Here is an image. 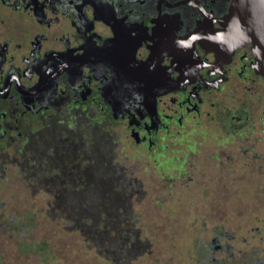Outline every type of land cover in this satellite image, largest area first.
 Instances as JSON below:
<instances>
[{
	"label": "flooded vegetation",
	"instance_id": "af4514ba",
	"mask_svg": "<svg viewBox=\"0 0 264 264\" xmlns=\"http://www.w3.org/2000/svg\"><path fill=\"white\" fill-rule=\"evenodd\" d=\"M231 3L0 0V177L17 167L74 209L106 178L133 199L142 182L117 161L120 142L155 178L161 165L206 178L216 162L263 174L264 57L230 36Z\"/></svg>",
	"mask_w": 264,
	"mask_h": 264
},
{
	"label": "rangeland",
	"instance_id": "374dc122",
	"mask_svg": "<svg viewBox=\"0 0 264 264\" xmlns=\"http://www.w3.org/2000/svg\"><path fill=\"white\" fill-rule=\"evenodd\" d=\"M128 147L120 142L117 161L142 182L131 200L141 244L129 264H264L262 163L217 173L216 162L209 177L179 180L161 165L155 178L134 169ZM26 185L17 167L0 177V264H116L61 217L52 194Z\"/></svg>",
	"mask_w": 264,
	"mask_h": 264
},
{
	"label": "trees",
	"instance_id": "16d2710c",
	"mask_svg": "<svg viewBox=\"0 0 264 264\" xmlns=\"http://www.w3.org/2000/svg\"><path fill=\"white\" fill-rule=\"evenodd\" d=\"M48 170L50 165H48ZM59 173V172H58ZM67 172H65L66 174ZM62 175V172L59 173ZM62 179L71 181L67 175ZM80 181H84L80 178ZM99 182L91 180V187L98 188ZM104 192L91 191L89 207L74 209L68 195L55 194V209L66 222L78 227L83 236L94 244L99 253L116 264H129L132 254L140 243L138 229L132 216V194L130 185L124 181L106 179ZM77 202L84 203L82 196H72ZM74 201V199H73ZM58 206H57V205ZM75 204V203H74ZM73 204V205H74ZM116 204H119L117 206Z\"/></svg>",
	"mask_w": 264,
	"mask_h": 264
},
{
	"label": "water",
	"instance_id": "95a60500",
	"mask_svg": "<svg viewBox=\"0 0 264 264\" xmlns=\"http://www.w3.org/2000/svg\"><path fill=\"white\" fill-rule=\"evenodd\" d=\"M227 22L235 43H251L264 57V0H232Z\"/></svg>",
	"mask_w": 264,
	"mask_h": 264
}]
</instances>
